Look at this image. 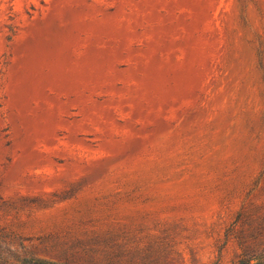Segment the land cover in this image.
Segmentation results:
<instances>
[{
  "label": "rangeland",
  "instance_id": "rangeland-1",
  "mask_svg": "<svg viewBox=\"0 0 264 264\" xmlns=\"http://www.w3.org/2000/svg\"><path fill=\"white\" fill-rule=\"evenodd\" d=\"M264 264V0H0V264Z\"/></svg>",
  "mask_w": 264,
  "mask_h": 264
},
{
  "label": "trees",
  "instance_id": "trees-1",
  "mask_svg": "<svg viewBox=\"0 0 264 264\" xmlns=\"http://www.w3.org/2000/svg\"><path fill=\"white\" fill-rule=\"evenodd\" d=\"M22 263L23 264H56L54 262L46 261L35 257L25 258L23 259Z\"/></svg>",
  "mask_w": 264,
  "mask_h": 264
}]
</instances>
